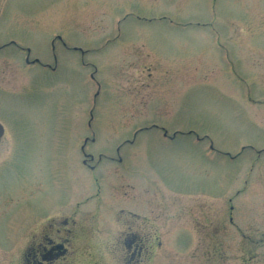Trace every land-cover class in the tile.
Masks as SVG:
<instances>
[{
    "label": "rangeland",
    "instance_id": "1",
    "mask_svg": "<svg viewBox=\"0 0 264 264\" xmlns=\"http://www.w3.org/2000/svg\"><path fill=\"white\" fill-rule=\"evenodd\" d=\"M11 40L0 264L50 219L65 264H264V0H0Z\"/></svg>",
    "mask_w": 264,
    "mask_h": 264
},
{
    "label": "flooded vegetation",
    "instance_id": "2",
    "mask_svg": "<svg viewBox=\"0 0 264 264\" xmlns=\"http://www.w3.org/2000/svg\"><path fill=\"white\" fill-rule=\"evenodd\" d=\"M4 40V39H2ZM14 46V47H12ZM10 48H15V41L11 40L8 43H5L0 46V54L3 51H7ZM28 54H30V51L27 49L26 51ZM26 63L29 64L31 63L28 59L26 58ZM0 92L3 94H10L5 91L3 87L0 86ZM14 95V94H10ZM2 127L4 128L5 132V125L0 122ZM87 140L84 141V144L80 146V152L82 155V160H81V165L88 167L90 170L94 169V166H91L89 162L94 161V157L91 154H87L85 152V146L87 144ZM120 147L116 148L117 153L119 152ZM103 158L99 156V161L102 160ZM109 161H112V163L117 164L119 166L124 165V169L127 170L129 167H127V164L129 163H124L121 159V157H112L108 158ZM85 167V168H86ZM124 170V171H125ZM130 173V172H128ZM131 174V173H130ZM128 202H124L123 206L125 207V204ZM122 204V202H121ZM82 206V202L78 203V206L75 208L76 213L80 212ZM128 207V205H126ZM125 211L124 209L121 208L120 212ZM81 213V212H80ZM48 223L46 226H44L43 231L41 232V239L38 244H32L28 246L27 248V253L24 254L26 256V259L29 261L28 264H65L66 260H68V257L73 256L75 249L71 251V245L74 243L75 236L73 232V226L74 223L71 224L67 220L64 221H52L51 219L47 221ZM93 222L92 225H94ZM116 223H121V221H116ZM123 223V222H122ZM98 224H103L101 221H98L94 227H97ZM113 225V224H112ZM115 227V224L113 225ZM110 228V227H109ZM112 228V226H111ZM126 236L124 237V246L126 250H128L129 253V258L131 260H141L142 253L144 250L143 247V240L140 236H138L135 233L128 232L125 234ZM77 252V251H76ZM77 255V254H76Z\"/></svg>",
    "mask_w": 264,
    "mask_h": 264
},
{
    "label": "water",
    "instance_id": "3",
    "mask_svg": "<svg viewBox=\"0 0 264 264\" xmlns=\"http://www.w3.org/2000/svg\"><path fill=\"white\" fill-rule=\"evenodd\" d=\"M4 135V129L3 127L0 125V139L3 137Z\"/></svg>",
    "mask_w": 264,
    "mask_h": 264
}]
</instances>
